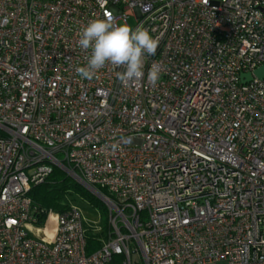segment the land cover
<instances>
[{
  "label": "built area",
  "instance_id": "built-area-1",
  "mask_svg": "<svg viewBox=\"0 0 264 264\" xmlns=\"http://www.w3.org/2000/svg\"><path fill=\"white\" fill-rule=\"evenodd\" d=\"M106 12L158 38L141 79L77 73ZM262 66L264 0H0V264H264ZM55 168L108 211L90 254L75 207L33 214Z\"/></svg>",
  "mask_w": 264,
  "mask_h": 264
},
{
  "label": "clouds",
  "instance_id": "clouds-1",
  "mask_svg": "<svg viewBox=\"0 0 264 264\" xmlns=\"http://www.w3.org/2000/svg\"><path fill=\"white\" fill-rule=\"evenodd\" d=\"M158 42L143 25L133 29L106 12L103 18L92 19L80 29L78 44L89 55L86 65L76 71L91 80L99 70L111 66L122 69L117 72L122 83L134 82L144 76L145 60L155 54ZM160 74V66L153 63L147 73L148 83L156 86Z\"/></svg>",
  "mask_w": 264,
  "mask_h": 264
},
{
  "label": "trees",
  "instance_id": "trees-1",
  "mask_svg": "<svg viewBox=\"0 0 264 264\" xmlns=\"http://www.w3.org/2000/svg\"><path fill=\"white\" fill-rule=\"evenodd\" d=\"M70 190H76L83 197L93 199L87 196L86 192L82 190V186L57 168L53 170L52 174L43 184L31 188L29 196L33 203V214L37 218L39 224H44L50 211L58 213L68 207V205H63L62 201ZM101 192L108 196L106 191L101 190ZM102 207L106 209L105 205ZM103 219L104 228L98 232L97 235L91 234V232L87 234V254L98 249L101 240L107 237L109 232L107 215L103 217Z\"/></svg>",
  "mask_w": 264,
  "mask_h": 264
},
{
  "label": "rangeland",
  "instance_id": "rangeland-1",
  "mask_svg": "<svg viewBox=\"0 0 264 264\" xmlns=\"http://www.w3.org/2000/svg\"><path fill=\"white\" fill-rule=\"evenodd\" d=\"M129 24L130 26L134 25L133 18L129 20ZM82 190L86 192L88 197L93 198L94 200L83 197L76 190H70L64 196L62 203L63 205H72L73 207H75L81 213L84 227L87 232H91V234L93 233L97 235L98 232H100L104 228L103 217L107 215L108 211H106V209L102 207L104 206V203L101 202V200L95 194L83 187ZM30 234L39 243L47 244L49 242L48 237L42 232L39 233L36 231H31Z\"/></svg>",
  "mask_w": 264,
  "mask_h": 264
},
{
  "label": "water",
  "instance_id": "water-1",
  "mask_svg": "<svg viewBox=\"0 0 264 264\" xmlns=\"http://www.w3.org/2000/svg\"><path fill=\"white\" fill-rule=\"evenodd\" d=\"M252 75H253L254 77H256L257 79H260V80L264 79V66H262V67L256 69V70L253 72ZM252 75H251V74H242V75L240 76V78H241V82H242V83H247V82L251 81V79H252Z\"/></svg>",
  "mask_w": 264,
  "mask_h": 264
},
{
  "label": "bare ground",
  "instance_id": "bare-ground-1",
  "mask_svg": "<svg viewBox=\"0 0 264 264\" xmlns=\"http://www.w3.org/2000/svg\"><path fill=\"white\" fill-rule=\"evenodd\" d=\"M40 238V237H39Z\"/></svg>",
  "mask_w": 264,
  "mask_h": 264
}]
</instances>
